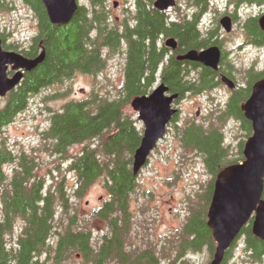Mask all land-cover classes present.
<instances>
[{"label": "trees", "instance_id": "1", "mask_svg": "<svg viewBox=\"0 0 264 264\" xmlns=\"http://www.w3.org/2000/svg\"><path fill=\"white\" fill-rule=\"evenodd\" d=\"M6 1L0 0V10L8 9ZM88 1V6H77L70 22L59 25L50 22L41 0H23L33 11L37 25L28 48L19 51L26 57H35L44 49L45 56L40 64L25 72L20 83L4 97L5 103L0 107V133L42 88L61 83L78 71L94 74L101 70L105 49L117 52L123 43L126 44V61L120 97L93 93L87 99H70L51 114L50 124L41 134L49 145V153L60 158L66 157L72 145L83 144L68 164V170L74 174L70 195L61 181L54 188L44 184L36 174L34 156L22 151L15 153L4 140L0 141V264H65L74 254L82 256L85 264L156 263L149 247L140 251L126 249L125 245L131 223V195L137 186V175L132 170L133 154L142 135V129L137 127L136 120L125 107L133 97L151 92L159 69L160 81L168 87L169 93H177V98L185 92L210 90L216 71L192 62L195 68H202L199 76L194 81L183 78L182 72L187 69L169 54V48L163 43V39L177 35L181 46H205L207 38L198 37L196 19L174 26L165 11L153 6V0H135L133 13L118 24L109 16L107 0ZM200 5L205 9L206 1L201 0ZM242 30L247 42L264 45V31L256 17H248ZM0 38L4 49L11 48L4 43L1 33ZM246 73V87L237 90L228 109L209 118L207 125L192 121L178 124L176 115L171 119L174 136L182 147L201 155L211 176L203 191L198 193L197 201L189 206L178 236L179 254L203 248L210 256L214 253L216 244L206 224L214 180L222 169L243 160L240 150L236 157L229 155L221 142L220 124L228 117L237 118L245 135H251V122L244 117L241 105L249 97L252 84L264 78V71L248 68ZM100 178L108 198L95 215L105 221L106 230L94 244L91 232L78 226L69 197L81 198ZM65 217L67 221L58 230L57 222L61 224ZM16 223L19 224L18 233L11 243ZM239 236H244V249L250 261L264 264V239L252 233L251 220L242 227L237 238ZM236 241L225 251L221 264L232 255Z\"/></svg>", "mask_w": 264, "mask_h": 264}, {"label": "rangeland", "instance_id": "2", "mask_svg": "<svg viewBox=\"0 0 264 264\" xmlns=\"http://www.w3.org/2000/svg\"><path fill=\"white\" fill-rule=\"evenodd\" d=\"M134 1L107 0L106 8L111 19L120 24L128 18L134 11ZM6 2L8 9L0 10V33L4 43L11 50L26 49L36 34V17L23 0ZM78 3L89 5L88 0H78ZM186 4H189V0L177 1L181 14L191 13L192 9ZM176 12L174 7L166 11L171 18ZM228 12L237 15L230 32L218 23L219 17ZM263 13L262 0H209L203 16L201 29H213L219 38H224V46L229 51L228 59L237 69L234 73L239 85L237 90L247 85L246 69L264 71V45L256 46L247 42L242 30V24L248 17L258 18ZM104 54L105 61L101 70L94 74L78 71L61 83L42 88L29 98L26 108L16 114L0 133V141L4 140L13 152L22 151L35 157L36 174L45 185L54 188L61 181L69 195L73 188L74 174L68 170V164L71 157L81 151L83 144L72 145L66 157L60 158L49 153V145L41 134L48 128L51 114L60 110L66 101L87 99L93 93L107 97L120 94L124 82L126 45L123 43L117 52L105 49ZM159 82L158 73L150 90ZM228 95V88L224 85L200 93H185L176 104V122L185 124L192 121L207 125L209 118H214L226 109ZM4 103L5 99L1 98L0 107ZM125 110L132 114L137 127L142 129V122L130 103ZM173 123L137 174V186L131 195V223L125 238L126 249L142 251L149 247L153 251L155 264H210L213 255L210 256L205 248L198 252L178 253V236L188 216L189 206L197 201L198 193L203 191L211 176L206 171L201 155L182 147L180 140L174 136ZM240 126V120L234 117H228L224 124H220L221 142L232 157H236L239 150L242 152L248 137ZM107 198L102 178L96 180L81 198L69 197L71 209L76 215V221H79L78 226L91 232L94 244L98 243L106 230L105 221L96 216L95 211ZM65 220L67 217L61 224L57 222L58 230L62 229L60 226L65 224ZM18 225L16 223L15 232L10 237L11 243L18 233ZM244 243V236H239L225 264H257L250 261ZM65 264L85 263L82 256L74 254Z\"/></svg>", "mask_w": 264, "mask_h": 264}, {"label": "water", "instance_id": "3", "mask_svg": "<svg viewBox=\"0 0 264 264\" xmlns=\"http://www.w3.org/2000/svg\"><path fill=\"white\" fill-rule=\"evenodd\" d=\"M41 2L50 22L59 25L70 22L79 5L78 0ZM174 4L175 0H153V6L160 11H166ZM257 22L264 31V13L257 18ZM219 23L225 31L231 30L232 22L228 15L222 16ZM164 45L172 48L175 40L168 37L164 40ZM44 56V49L35 57H26L19 51L4 49L0 38V98L15 88L25 72L40 64ZM179 57L216 69L220 50L217 46L202 50L191 49ZM9 71L13 73L9 74ZM222 80L230 88L233 87L230 79L223 77ZM177 97V93H169L168 87L160 82L149 94L131 99L130 106L137 112V117L143 125L140 143L133 154L134 175H137L146 163L158 141L165 137L167 125L177 112L172 106ZM241 110L244 117L251 122L252 133L244 143L243 160L222 169L214 180L206 214V224L216 244L210 264L222 263L225 251L250 220L252 233L264 239V78L252 84L251 93L242 103Z\"/></svg>", "mask_w": 264, "mask_h": 264}, {"label": "flooded vegetation", "instance_id": "4", "mask_svg": "<svg viewBox=\"0 0 264 264\" xmlns=\"http://www.w3.org/2000/svg\"><path fill=\"white\" fill-rule=\"evenodd\" d=\"M177 1L178 0H175V4L172 6L177 11L176 15H174V17H172V18L170 17L173 25L174 26H181L182 24L187 23L188 21H192V20L196 19V29L198 31V37L201 39L206 37L207 41L205 42L206 45L202 46L200 48H192V47L187 48V47L180 45V41H179L177 35L176 36L175 35L170 36L175 40V45H174V47L169 48V50H168L169 54L174 56L175 60L181 61L183 63V65L185 66V68L187 69L185 71V73L182 72L183 78H185V79H191L192 78V81H194L196 79V77L199 76L200 70H202V68L201 67L195 68V66L192 62H196V61L187 60V59L181 58L179 56L184 55L187 51H189L191 49L202 50V49H206L210 46H217L220 50V59H219L217 68L212 69V70L216 71V73L213 75L214 76L213 77L214 86L211 89H215L221 85H224L228 88L229 95H228V98L226 101V108L228 109L229 102L231 101L233 95L237 92V89L239 86L237 83V78L235 77V74H234L235 71H237V69L234 67L231 60L228 59L229 51L224 46V43H223L224 38H219L218 34L215 33V31L213 29H207L206 31H204L200 27L202 22H203V16L206 13V9L208 7L209 0H205L206 1L205 9L201 8V5H200L201 0H197L196 3H192V0H190V3L186 4V5L189 6L192 9V11H191V13L185 12L183 14L180 13L181 10H180L179 6L177 5ZM224 15H228L231 18L232 27H233V23H234L235 19L237 18V15L235 13H231V12L224 13ZM224 15H222V16H224ZM220 18L221 17H219V19ZM218 23H219V20H218ZM232 27H231V30H232ZM164 40H163V43H164ZM159 44H161V41L159 42ZM197 63H199V62H197ZM199 64H201V63H199ZM202 66L208 67L205 65H202ZM208 68H210V67H208ZM160 71L161 70L159 69V72H158L159 74H160ZM223 77H226L233 82L232 88H230L225 82H223V80H222ZM185 93H188V92H185ZM185 93H184V95H185ZM184 95L182 97L177 98V100L174 101L175 107H176L177 102L180 101L184 97ZM177 111H178V108H177ZM176 116H177V114H176ZM235 119H237V118H235Z\"/></svg>", "mask_w": 264, "mask_h": 264}, {"label": "bare ground", "instance_id": "5", "mask_svg": "<svg viewBox=\"0 0 264 264\" xmlns=\"http://www.w3.org/2000/svg\"><path fill=\"white\" fill-rule=\"evenodd\" d=\"M209 173V172H208Z\"/></svg>", "mask_w": 264, "mask_h": 264}]
</instances>
